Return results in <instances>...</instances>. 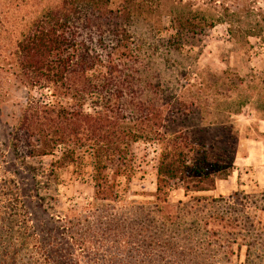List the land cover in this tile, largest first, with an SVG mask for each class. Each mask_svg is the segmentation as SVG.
I'll return each mask as SVG.
<instances>
[{
  "label": "rangeland",
  "instance_id": "rangeland-1",
  "mask_svg": "<svg viewBox=\"0 0 264 264\" xmlns=\"http://www.w3.org/2000/svg\"><path fill=\"white\" fill-rule=\"evenodd\" d=\"M9 1L13 7L8 20L15 15L18 19L23 15L31 19L56 2H22L17 12L18 1L4 2ZM124 1H130L134 16L123 20L114 17L119 31L110 27L115 21L91 17L89 28L84 22L80 25L82 39L91 41L90 45L97 49L101 46L102 53L111 46L119 47V43L121 50L123 46L133 50V58L123 61L129 63V72L135 79V99H152L163 105V130L168 135L187 134L191 142L207 145L208 153L229 165L228 173L220 174L216 180L219 187L213 193V189L186 192L182 181L175 180L168 202L156 206L155 144L144 140L133 144L136 174L125 198L118 203L97 199L90 177L77 178L70 167L61 170L59 182L48 190L40 189L47 196L44 208L53 203L49 196H55L64 206L54 202V209L48 208L49 213L68 214L71 224L81 233L89 229L94 235L86 237L87 244H92L89 248L92 253L80 256L77 261L67 259L66 264H122L118 259L129 261L128 264L139 263L142 257L135 254L130 258L117 253L115 261H111L110 252L114 249L106 248L108 260L104 262L92 251L98 243L116 246L112 238L122 242H155L148 255L154 258L151 264H264V154L257 153L258 148H264V143L258 142L264 138V43L257 37L233 38L229 24L221 23L226 16L220 2L111 0L108 8L118 10ZM232 1L223 2L229 5ZM257 6L264 10V0H257ZM178 15L191 19L193 25L185 22L179 25L173 19ZM42 93L45 91L35 89L32 95L39 97ZM28 97L27 90L12 89L2 110V122L9 121L10 126L0 124V206L11 223H19L14 225L15 229L21 226L22 230L20 222H24V215L35 216L37 212L32 208L28 214L24 205L27 200L39 199L30 177L33 167H40L41 163L36 158L19 157L13 151L16 125L7 113L15 112L14 104ZM249 152L258 165L246 164L243 157ZM51 161L52 156L42 158L46 168ZM246 182L247 186L242 187ZM36 215L42 217L43 213ZM111 217L117 220H109ZM42 222L49 221L43 217ZM113 222H118L123 231L117 237L112 234ZM103 232L110 237L102 238L101 243L99 234ZM48 236L46 250L55 253L68 247L56 232ZM13 237H17L16 245L10 250L5 247V252L6 241L0 239L3 242L0 260L10 258L6 260L8 263L3 260L0 264H19L21 257L24 261L31 253L26 245L21 246L25 239L20 233L13 231ZM39 239L31 242L37 249Z\"/></svg>",
  "mask_w": 264,
  "mask_h": 264
},
{
  "label": "trees",
  "instance_id": "trees-1",
  "mask_svg": "<svg viewBox=\"0 0 264 264\" xmlns=\"http://www.w3.org/2000/svg\"><path fill=\"white\" fill-rule=\"evenodd\" d=\"M4 1L0 0V124L10 126L9 121L2 122V110L11 90H27L29 97L14 104L17 110L7 116L10 115L16 125L13 151L19 157L40 160L41 166L33 167L30 177L39 199L25 201L24 207L28 214L34 208L43 216L38 217L37 212L35 216L24 215V222H20L23 230L21 226L15 229L14 225L19 223H11L0 206V239L6 241L5 244L0 242L4 245L3 252L5 247L10 250L16 245L15 231L25 239L22 247L26 245L31 253L35 250L24 261L21 257L19 264H66L68 260H79L80 256L88 257L92 253L89 249L92 244H87L86 237H94L92 230L81 233L71 224L68 214H50L48 208L54 209V204L60 201L49 196L55 203L46 204L44 208L47 196L42 195L40 189L52 188L59 182V172L70 167L77 178H91L97 199L121 202L136 174L132 147L139 140L157 146L156 206L168 202L175 180L182 181L186 192L209 190L215 188L220 174L228 173L229 165L208 153L207 145L191 142L187 134L174 132L168 135L163 130V105L152 99H135V79L129 72V63L123 61L133 58V50L128 46L121 50L119 43V47L111 46L103 54L101 46L97 49L90 45L91 41L82 39L80 25L84 22L89 28L91 17L110 19L112 23L118 18L134 16L130 1H124V6L114 11L108 8L111 0H56L38 16L26 19L23 15L18 19L15 15L11 20L8 18L13 3ZM17 1L18 12L20 3L27 4L31 0ZM213 1L220 2L226 16L221 23L229 24L228 31L233 38L257 37L264 43V10L257 6V0H234L229 5L224 4V0ZM173 19L179 25H185L184 22L193 25L192 20L183 15ZM118 25L115 21L110 27L117 32L120 30ZM35 89L45 93L33 96ZM45 156H52L48 168L42 164ZM59 205L62 207L64 203ZM43 217L49 222H42ZM109 220L117 219L111 217ZM113 224L112 234H122L121 225ZM52 232L67 243L66 249L54 253L44 248L48 234ZM99 236L103 243L102 238H108L110 234L103 232ZM38 239L41 240L39 249L36 244L31 245ZM111 240L116 246L98 243L92 250L104 262L108 260L107 249H114L110 252L111 261H115L117 253L127 254L130 258L133 254L142 257L137 264H151L154 259L148 257L150 248L156 245L153 241ZM158 247L164 248L163 245ZM18 250L22 249L19 247ZM38 253L39 258H36ZM3 260L8 263L6 260L10 258ZM118 262L130 263L124 259H118Z\"/></svg>",
  "mask_w": 264,
  "mask_h": 264
},
{
  "label": "crops",
  "instance_id": "crops-1",
  "mask_svg": "<svg viewBox=\"0 0 264 264\" xmlns=\"http://www.w3.org/2000/svg\"><path fill=\"white\" fill-rule=\"evenodd\" d=\"M263 131H264V129H263ZM258 142H260V143H264V138H263V140H260V141H258ZM258 152L257 153H260L261 155H263L264 154V148H258V150H257ZM251 152H249L248 154H247V156H245V157H243V159H245L246 160V164L247 165H252V164H254V165H258V161H257V159H255V158H252L251 157ZM259 154H256V156L257 157H259L258 156ZM260 161H262L261 159H260ZM264 162V161H263ZM243 165V164H242ZM242 169V168H241ZM239 176H237V178H238ZM257 180H258V178H257ZM258 183L260 184V180H258ZM244 186H247V182L246 183H242V187H244ZM219 187V183H217L216 184V188L215 189H213V190H211V193H213L214 191H216V189Z\"/></svg>",
  "mask_w": 264,
  "mask_h": 264
}]
</instances>
